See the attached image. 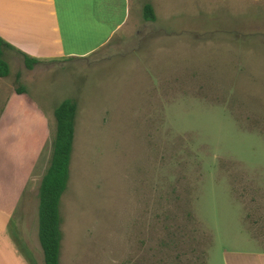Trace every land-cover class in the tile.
<instances>
[{
  "label": "rangeland",
  "instance_id": "rangeland-1",
  "mask_svg": "<svg viewBox=\"0 0 264 264\" xmlns=\"http://www.w3.org/2000/svg\"><path fill=\"white\" fill-rule=\"evenodd\" d=\"M251 2L203 10V31L249 24L238 42L209 31L187 43L185 59L133 31L30 69L4 50L0 226L26 264H43L37 187L66 97L76 112L58 264H225L264 250V1Z\"/></svg>",
  "mask_w": 264,
  "mask_h": 264
},
{
  "label": "crops",
  "instance_id": "crops-1",
  "mask_svg": "<svg viewBox=\"0 0 264 264\" xmlns=\"http://www.w3.org/2000/svg\"><path fill=\"white\" fill-rule=\"evenodd\" d=\"M144 3L151 5L153 20L143 19ZM216 3L217 0H0V37L10 45L4 50L20 56L24 53L41 62L87 56L115 35L133 31L137 42H151V51L163 55L175 52L176 59H185L187 43L201 41L200 37L209 36V31L222 36L219 39L238 42L234 37L241 35V22L242 27L248 26L249 18L228 27L199 29L203 10L215 9ZM63 27L67 28L68 38L63 35ZM75 39L93 44L82 47L73 44ZM8 75L10 69L5 76ZM6 84L7 90L13 89L11 80ZM0 264H26L3 226ZM225 264H264V250L236 253L232 258L225 257Z\"/></svg>",
  "mask_w": 264,
  "mask_h": 264
},
{
  "label": "trees",
  "instance_id": "trees-1",
  "mask_svg": "<svg viewBox=\"0 0 264 264\" xmlns=\"http://www.w3.org/2000/svg\"><path fill=\"white\" fill-rule=\"evenodd\" d=\"M144 20H153L149 3L141 7ZM9 43L0 37V76L9 72V64L3 53ZM23 64L30 69L39 60L20 53ZM76 102L66 97L59 100L52 109L54 132L50 144L47 165L40 176L37 187V240L43 264H58L61 241L59 202L66 188L69 176V161L72 149Z\"/></svg>",
  "mask_w": 264,
  "mask_h": 264
}]
</instances>
